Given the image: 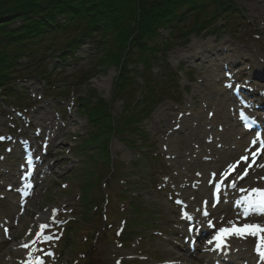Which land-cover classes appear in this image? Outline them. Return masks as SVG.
Wrapping results in <instances>:
<instances>
[{
	"label": "rangeland",
	"instance_id": "1",
	"mask_svg": "<svg viewBox=\"0 0 264 264\" xmlns=\"http://www.w3.org/2000/svg\"><path fill=\"white\" fill-rule=\"evenodd\" d=\"M231 2L239 9L238 18L232 17L216 31L193 34L157 56L151 73L164 78V70L173 71L175 85L166 88L163 100L137 124L144 136H111V172L108 162L106 167L95 159L99 146L89 137L97 126L89 122L85 108H93L102 100L112 104L115 116L124 115L123 94H115L118 69L101 65L95 55L98 51L85 43L76 51V59L59 63L55 54L46 55L38 68L46 66L52 73V89L44 78L35 75L38 68L30 73L22 69L17 72L15 87L17 94L22 89L20 99L14 95L9 101L0 96V264L212 263H198L191 255L188 247L194 238L188 236V223L193 221L184 218L185 213L194 219L204 212L206 193L197 175L203 169L197 161H205L197 159V145H191L196 150L192 155L183 156L174 145L176 140H184L182 135L188 127L194 131L204 127L223 135L228 124L216 118L218 107L234 114L246 104L256 106L258 98L264 101V2ZM162 33L168 35L167 31ZM222 41L236 45L244 54L231 57L234 52ZM207 47L212 49L194 57ZM138 68L143 70L142 64ZM143 80L136 78L134 103L128 111L132 112L135 102L142 99L146 88ZM16 106L21 109H14ZM240 112L228 120L243 129ZM238 132L233 146L241 140V130ZM245 135L248 139L254 136L252 132ZM253 151L249 148L241 156L253 162ZM221 174L215 178L207 175L209 193ZM96 175L98 181L86 182ZM30 179L35 186L26 196ZM239 180L230 192L225 191L227 198L220 200L206 221L224 216L231 206L241 215L243 209L236 202L248 193L241 191L246 189V181ZM261 220L264 215H250L242 223ZM223 223L229 225L228 221ZM231 240L243 248L231 253L237 262L250 263L258 255L257 237L233 236ZM200 252H206L203 245L194 255Z\"/></svg>",
	"mask_w": 264,
	"mask_h": 264
},
{
	"label": "trees",
	"instance_id": "2",
	"mask_svg": "<svg viewBox=\"0 0 264 264\" xmlns=\"http://www.w3.org/2000/svg\"><path fill=\"white\" fill-rule=\"evenodd\" d=\"M238 10L231 0H0V96L9 101L14 95L20 98L15 85L21 69L32 72L48 54H55L59 63L76 59V51L90 43L98 51L95 55L101 65L118 69L115 94H123L124 100L125 112L119 117L113 114L112 104L102 100L85 108L89 122L97 126L89 137L99 146L95 159L110 166L111 136H144L137 124L163 100L166 88L175 85L173 71L164 70L167 81L151 73L157 56L193 34L216 31L232 17L238 18ZM163 31H167L166 37ZM35 75L44 78L49 89L54 88L46 66ZM139 76L146 88L131 112Z\"/></svg>",
	"mask_w": 264,
	"mask_h": 264
},
{
	"label": "bare ground",
	"instance_id": "3",
	"mask_svg": "<svg viewBox=\"0 0 264 264\" xmlns=\"http://www.w3.org/2000/svg\"><path fill=\"white\" fill-rule=\"evenodd\" d=\"M259 2H264V0H253V3H259ZM223 45H227L229 49L232 50V52H234L232 54L231 57L235 56L236 53H238V56H242V54H244L241 49L239 47H237L236 45H233L232 43H228V41H222L221 42ZM210 49H212V47H207L204 49H201V51L199 50L197 52V55H195L194 57H198L199 55H201L202 52H207L210 51ZM230 57V56H229ZM228 57V58H229ZM230 57V58H231ZM257 73H262L261 70H258ZM252 94L258 95L256 91H253ZM259 101L256 104V106L253 105H248L247 108L245 107H241L239 106L238 108L241 107V109L243 110H249V111H254V109L259 113V115H264V101L263 99L258 98ZM259 105L260 109L257 108V106ZM235 109V108H233ZM241 109H239L241 111ZM238 110V112H240ZM235 112V116H237V113ZM234 114L232 113H228L227 110L225 109V107H218V113H216V118H219L220 121L222 122H226L228 124L227 128H224L225 131H223V135H220L216 132L212 133V129L211 130H207L204 127H201L199 130L194 131L192 128H187V131L185 130V132L183 133L182 137H184V140L179 139L176 140V144L175 146V150L178 151L179 156H183L186 154L192 155L196 150L192 149L191 145H197L198 150V154L199 156H197V159L202 158L205 162L200 164V160H198V167H200L202 170V173H198V180L201 179V183L203 186V191L206 193L205 194V198L203 201V205L204 207L202 209H204V211H207L208 215L213 212L216 211V209L219 206V203H214L212 196L214 198V184L216 182L217 179L214 180L213 182V190L212 193L210 194L208 191L210 190V186L207 183V175L211 174V175H215L214 178L219 174V173H225L226 171L229 170V166L230 165H234L237 164V162H239L238 166L236 167L235 171L232 172V174L225 180V189H222V198L221 200L223 201L224 199L227 198L228 193L224 192L226 190H229L228 192L231 191V184H232V180L234 179V181L236 183L241 182L242 180L237 179V175H240L243 173V170L248 166L249 164V160L245 161L242 160L241 158V154H244L243 152L245 151V153L248 151L249 148H253L254 145L251 143L250 139L247 138V136L245 134H247V130L244 131V129H239L238 126H236L235 124H231V121L228 120V118L233 117ZM170 118V115L168 116ZM164 119L166 121V123H168V118L167 116H164ZM218 119V120H219ZM222 119V120H221ZM258 122L260 123V127H264V120L262 118H258ZM214 124V123H213ZM212 124V127L214 128L215 125ZM164 130V129H163ZM214 130V129H213ZM238 130H241V136L238 142V146H233L234 143H236V140L234 141V136L236 135V133H239ZM215 131V130H214ZM215 136V137H214ZM210 137L212 139H210ZM244 138H246L244 140ZM226 147H230L229 149H225ZM231 148H235L231 149ZM231 149V150H230ZM258 149H260V147H258ZM256 149V150H258ZM229 150V151H227ZM243 150V151H241ZM238 151L242 152L238 154ZM258 152V151H257ZM199 157V158H198ZM196 160H194L195 162ZM196 163V162H195ZM264 164V153L262 154V159L259 165ZM259 165L254 166L252 165L250 168H248L249 172L248 175L246 177H244L243 181H246L243 185L244 188L246 189H253V188H264V179H261L262 177H264V167H259ZM210 175V176H211ZM222 176V174L220 175ZM220 178V177H218ZM247 193V192H246ZM227 195V196H226ZM240 198V197H239ZM215 205V206H213ZM204 213V212H202ZM202 213H198L197 215L194 216V219L192 218L191 220L193 221V223L196 222V227L198 228V231L194 232V233H188V236H191V238H194L195 236H200L201 234L206 233L208 230L207 227V216H205ZM214 213V212H213ZM241 220V222H239V220ZM235 221L237 224H242V221L246 220V218L242 217L240 215V212L237 211V209H235L234 207L231 206L230 211L221 219V216L219 217H215L212 220V224H222L224 221ZM253 223V222H252ZM191 223H188V225H191ZM256 224H264V220H261L260 222L256 223ZM226 225H223V227H225ZM218 228H221L218 227ZM210 232V230H209ZM215 232H217V229L215 230ZM184 230H180V234L184 237L186 236ZM186 233V234H187ZM204 236V235H201ZM256 256V260H254L255 263L257 264H264V258H262L259 253L258 255L255 254ZM230 264H234V260H229Z\"/></svg>",
	"mask_w": 264,
	"mask_h": 264
},
{
	"label": "snow or ice",
	"instance_id": "4",
	"mask_svg": "<svg viewBox=\"0 0 264 264\" xmlns=\"http://www.w3.org/2000/svg\"><path fill=\"white\" fill-rule=\"evenodd\" d=\"M253 143L255 144L257 143V141H253ZM261 148L264 149V143L261 144ZM259 150L260 149H258L257 151ZM252 155L253 157H255L256 153L253 152ZM241 159L247 161L248 157H242ZM254 162L255 161L253 160V163ZM238 164L239 162H237V164L230 165L229 170L222 174V179L220 183L216 185L217 194L219 193L220 187L223 184L224 180H226L232 174V172L235 171ZM251 166L252 164H248V166L243 170V175H238L237 179H244V177L248 175V168H250ZM259 167H264V164L259 165ZM261 179H264V177H262ZM231 187H236L235 181L232 182ZM241 191L248 193L247 196L242 197L239 201L236 202L237 206H240L243 209L241 215H243L245 218H247L250 215H264V188H253L251 190L241 189ZM203 214L205 216L208 215L207 211H204ZM184 218L187 220L192 219V217L188 216L187 213L184 214ZM208 224L209 227H214L211 221H208ZM228 224L231 225V227L219 228L216 235L213 237V240H215L216 242L217 248H221L225 246L224 241L228 236H237L240 238H244L246 236H253L258 238L256 251L259 253V255L262 258H264V225L245 223L243 225L238 226L235 221H231V220L228 221ZM42 227H46V226H42ZM191 230L192 229L189 228V231ZM212 242H213L212 240L209 241L210 244Z\"/></svg>",
	"mask_w": 264,
	"mask_h": 264
}]
</instances>
